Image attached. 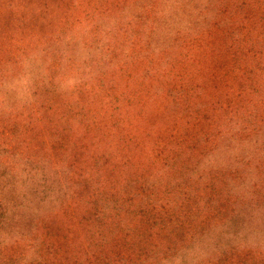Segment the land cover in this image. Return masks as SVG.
I'll use <instances>...</instances> for the list:
<instances>
[{"label":"rangeland","instance_id":"rangeland-1","mask_svg":"<svg viewBox=\"0 0 264 264\" xmlns=\"http://www.w3.org/2000/svg\"><path fill=\"white\" fill-rule=\"evenodd\" d=\"M257 160L264 0H0V264H264Z\"/></svg>","mask_w":264,"mask_h":264},{"label":"trees","instance_id":"trees-1","mask_svg":"<svg viewBox=\"0 0 264 264\" xmlns=\"http://www.w3.org/2000/svg\"><path fill=\"white\" fill-rule=\"evenodd\" d=\"M261 162H262V161H261ZM261 162H259V161L257 160V162L254 163V166H253V164H252L251 166H249V167L247 168V170L250 169V167H253V169H254L256 172H260L261 170H264V163H261ZM259 166H260V167H259ZM257 168H258V169H257ZM247 170H246V171H247ZM246 171H244L243 174H245ZM261 176L264 177V173H262V171H261Z\"/></svg>","mask_w":264,"mask_h":264}]
</instances>
